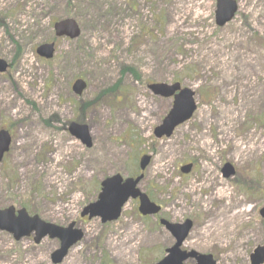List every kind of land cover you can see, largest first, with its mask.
<instances>
[{
	"label": "rangeland",
	"instance_id": "374dc122",
	"mask_svg": "<svg viewBox=\"0 0 264 264\" xmlns=\"http://www.w3.org/2000/svg\"><path fill=\"white\" fill-rule=\"evenodd\" d=\"M235 1L234 19L219 28L216 0H0V60L9 66L0 74V130L12 136L0 210L75 223L84 239L62 264H157L175 243L160 218L192 221L182 250L216 264H251L264 247V0ZM65 19L78 23L79 39L55 37ZM49 43L56 54L46 61L36 49ZM79 79L87 83L80 97ZM174 83L195 92L198 110L157 140L172 100L148 86ZM73 122L88 127L92 148L71 136ZM143 156L151 162L139 189L161 216L142 217L131 200L116 222L82 219L101 181L138 176ZM226 163L235 169L229 179ZM221 190L225 198L214 195ZM58 248L0 232V264H53Z\"/></svg>",
	"mask_w": 264,
	"mask_h": 264
},
{
	"label": "water",
	"instance_id": "95a60500",
	"mask_svg": "<svg viewBox=\"0 0 264 264\" xmlns=\"http://www.w3.org/2000/svg\"><path fill=\"white\" fill-rule=\"evenodd\" d=\"M237 10L236 3L232 0H217L216 20L219 26H223L230 21ZM56 37L66 36L72 40L77 39L80 34L78 24L72 19H66L55 24ZM54 44H45L37 49V54L47 60L54 57ZM7 64L0 60V74L7 71ZM86 85L83 81H77L73 86V91L77 95H81ZM149 89L156 96L163 98L174 97L172 109L168 116L163 120L162 124L154 131L155 137L161 139L163 137L170 138L175 129L189 121L196 111V103L194 100V92L185 88L182 89L179 83L174 85L154 84ZM70 133L77 139L81 140L88 148L92 146L91 139L88 136L87 127L71 124ZM10 137L8 132L0 131V163L4 154L9 151ZM150 162V157L144 156L140 162V169L144 171ZM192 165L181 168L183 174H189ZM222 173L225 178L234 175V168L230 164L224 165ZM143 179L140 175L136 179L124 180L121 175H115L104 180L101 183V193L98 201L86 207L81 213V217L101 218L103 224L118 220L122 213V208L129 199L139 200V213L143 216H155L159 214L161 208L152 203L148 196L142 193L138 188V184ZM261 217L264 219V208L260 211ZM161 225L175 238V245L167 250L168 256L158 264H183L188 259H195L197 264H216L210 255H199L195 252L187 253L180 250L183 242L192 229V222L187 220L183 224H173L166 220H161ZM0 231L12 234L15 240L19 241L24 237H30L35 233V243L38 244L42 239L49 236L51 239L60 241V248L52 255L53 264H60L67 256L68 251L77 242L83 238L81 230L75 229V223L67 228L55 226L53 224L43 222L38 216L30 217L23 209L15 212L13 207L0 211ZM252 264H264V247L256 249L255 254L251 257Z\"/></svg>",
	"mask_w": 264,
	"mask_h": 264
},
{
	"label": "bare ground",
	"instance_id": "6f19581e",
	"mask_svg": "<svg viewBox=\"0 0 264 264\" xmlns=\"http://www.w3.org/2000/svg\"><path fill=\"white\" fill-rule=\"evenodd\" d=\"M205 181H204V183H202L201 185H200V187H203V186H205ZM214 195H216V197L218 198V197H222V198H225V195H226V191H224V190H221V191H217ZM239 216V213H234L233 215H232V217L235 219L236 217H238ZM209 233V232H208ZM222 235V234H221Z\"/></svg>",
	"mask_w": 264,
	"mask_h": 264
},
{
	"label": "trees",
	"instance_id": "16d2710c",
	"mask_svg": "<svg viewBox=\"0 0 264 264\" xmlns=\"http://www.w3.org/2000/svg\"><path fill=\"white\" fill-rule=\"evenodd\" d=\"M137 77V76H136ZM138 78V77H137Z\"/></svg>",
	"mask_w": 264,
	"mask_h": 264
}]
</instances>
